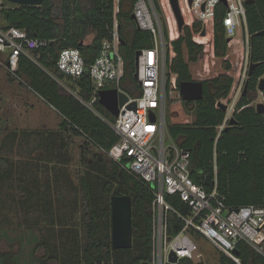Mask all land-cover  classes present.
I'll return each instance as SVG.
<instances>
[{
	"label": "trees",
	"instance_id": "trees-1",
	"mask_svg": "<svg viewBox=\"0 0 264 264\" xmlns=\"http://www.w3.org/2000/svg\"><path fill=\"white\" fill-rule=\"evenodd\" d=\"M137 1L44 0L40 5L10 2L11 5H5L0 10L4 22L0 27L3 29L15 26L26 30L30 36L53 40L34 51L37 62L25 54L20 55L17 74L24 80L20 83L31 88L60 113L63 118L61 126L65 131L84 137L97 149L91 159L81 156L84 170L77 184L70 179L66 181L71 185L65 195H54L49 177L39 188L35 219L36 222H45L47 233L43 238L36 237V264H151L155 198L151 186L99 149L111 148L118 141V134L106 120L65 90L48 73L49 70L54 71L73 88L78 87L85 99L91 98L93 86L89 72L86 71L79 80H72L57 70L58 55L63 48L75 47L87 63L94 62L104 40L111 38L114 21L118 19L120 52L125 61L122 85L136 95L139 91L134 77L136 51L154 44L152 32L140 28L133 17ZM152 2L168 39L169 28L161 0ZM245 5L251 41L250 59L256 66L248 78V90L242 94L233 113L237 123L224 129L217 139L216 126L225 117V111L217 103L229 96L234 83V78L226 72L203 80L204 96L201 100L186 101V107L192 109L191 123H171L168 115L166 121L170 138L192 152L190 169L194 182L211 191L217 179L218 192L231 206L264 204V112H257L254 104L259 96V80L264 76V0H249ZM226 10L222 2L216 6L213 34L215 56L223 61L227 71L232 65L225 59L229 49V36L224 25ZM203 29V22L196 20L192 27L185 25L179 37L171 41L175 55H168L167 64L169 70L177 74L178 83L193 79L192 66L200 60L204 51V46L193 40V32ZM262 31L263 34H260ZM90 33L94 37L87 43L85 39ZM97 106L108 120L115 121L116 117L105 107L100 103ZM49 136L48 141L40 142L44 147L42 157L50 161L54 158L61 160V156L67 154L65 145L57 142L56 134ZM215 150L217 170L213 164ZM9 172V161L2 159L1 180L6 179L5 175ZM116 194L132 197L131 248L112 249L111 197ZM166 199L174 208L187 211L177 195L166 194ZM76 212L80 213V222L74 218ZM168 215V233L174 236L183 227V221L173 211H169ZM237 248L242 264H264V257L248 243L242 241ZM0 264L20 263L11 253L2 252ZM169 264L204 263L184 257ZM219 264L236 263L220 253Z\"/></svg>",
	"mask_w": 264,
	"mask_h": 264
},
{
	"label": "built area",
	"instance_id": "built-area-1",
	"mask_svg": "<svg viewBox=\"0 0 264 264\" xmlns=\"http://www.w3.org/2000/svg\"><path fill=\"white\" fill-rule=\"evenodd\" d=\"M220 2L224 3L222 0H179L185 24L192 27L196 20L203 22L204 29L201 32H193V40L204 46L201 58L209 51L215 56L212 34L215 9ZM167 3L172 11L170 0H167ZM224 4L227 7L224 25L230 38L228 47H236L238 53L241 44L243 52L241 57L237 56L235 62L231 60L229 53L225 56L232 65L225 72L234 78V83L229 96L220 100L227 104V109L223 121L216 126L217 139L230 124L236 104L243 94L251 64L246 2L226 0ZM187 10L189 20H186ZM133 15L140 28L152 32L154 41L153 46L141 49L138 57L136 68L138 77L135 79L139 91L136 95H132L122 85L125 61L120 52L121 35L118 19L114 21L111 38L104 40L101 52L94 62L87 63L80 50L75 47L63 48L58 55L57 70L72 80H79L86 71L89 72L93 86L91 98L85 99L78 87L73 88L54 71L49 70L48 73L65 90L106 120L118 134L119 139L111 148L99 149L151 186L155 196L151 264L172 263L170 262L172 252L178 257V261L184 257L201 261L204 253L199 241L202 239L209 241L220 253L225 254L236 264H242L239 254L236 253L238 243L242 241L264 257V204L227 205L225 197L218 192L217 179L211 191L196 184L191 177V150L181 147L168 134L166 121L170 104L183 100L177 74L171 72L167 64L168 55L172 57L174 52L171 41L180 35L175 16L173 18L177 35L170 24L168 40L152 0H138ZM239 26L243 31L242 39L234 36ZM204 30L206 32L203 35ZM52 41L30 36L26 30L15 26L7 29L0 27V65L13 77L24 82L17 74L20 55L25 54L37 62L38 58L34 51ZM208 78L211 77H193V80L203 81ZM113 88L125 92L128 100L120 107L115 121L111 122L100 111L97 103H100L101 90ZM261 92L263 94V91ZM134 101L136 106L130 107ZM191 122L192 119L187 118L184 123ZM216 155L215 150L213 163L215 170ZM166 194L177 195L188 208L187 211L174 208L167 201ZM169 211L176 213L183 221V227L174 236L168 233Z\"/></svg>",
	"mask_w": 264,
	"mask_h": 264
},
{
	"label": "rangeland",
	"instance_id": "rangeland-1",
	"mask_svg": "<svg viewBox=\"0 0 264 264\" xmlns=\"http://www.w3.org/2000/svg\"><path fill=\"white\" fill-rule=\"evenodd\" d=\"M10 2L0 0V10L5 5H11ZM161 4L168 28L171 24L177 35L173 11L170 10L167 0H161ZM189 18L188 12L186 20ZM3 23L0 16V24ZM209 30L211 31V25ZM182 31L179 30L180 34ZM93 35L90 33L85 42H90ZM212 35L214 38V34ZM234 36L243 38L242 27H237ZM239 48L241 50L238 53L234 46L228 49L233 62L237 56L241 57V44ZM174 55L175 52H172V56ZM225 71L223 61L211 55L210 51L192 66L194 78L214 77ZM10 75L0 65V161L7 159L10 169L9 174L5 175L6 179L0 178V253H11L20 264H36V237L43 238L47 233L45 222H36L35 219L39 202L36 195L39 188L43 187L45 178L49 177L54 195H65L71 185L66 181L69 182L70 179L77 184L84 170L81 156L86 155L91 159L97 149L87 143L84 137L65 131L61 126L63 118L60 113L31 88ZM259 102H263L261 91L255 105ZM186 103V100H177L176 103L170 104L169 122L183 123L187 118L193 119L192 109L186 107ZM52 133L56 134L57 142L65 145L67 154L61 156V160L54 158L50 161L45 156L42 157L44 147H41L40 142L48 141ZM74 218L80 222V213L76 212ZM199 244L204 253L201 261L204 264H219L220 252L205 239L200 240Z\"/></svg>",
	"mask_w": 264,
	"mask_h": 264
},
{
	"label": "water",
	"instance_id": "water-1",
	"mask_svg": "<svg viewBox=\"0 0 264 264\" xmlns=\"http://www.w3.org/2000/svg\"><path fill=\"white\" fill-rule=\"evenodd\" d=\"M13 3L18 4H36L40 5L44 0H8ZM192 1V0H190ZM226 3V0H222ZM249 0L245 1L246 3ZM170 5L174 16L176 18L178 28L180 31L183 30L185 25V19L182 14L179 0H170ZM204 8V6H203ZM134 17V15H133ZM205 30L202 34H205ZM263 34V31L260 32ZM230 40V38L228 39ZM141 54V50H137L135 54V64L136 68L138 66V57ZM256 63L251 61L248 78L252 75ZM134 77H138V72L136 71ZM179 87L182 94V99L186 101H197L201 100L204 96V84L202 80H187L181 81ZM248 90V79L244 86L243 94ZM258 90H264V76L259 80ZM100 104L105 107L111 114L118 116L120 107L128 100V95L125 92L118 91V89H103L100 91ZM130 107H135L136 102H132ZM218 106L226 111L227 104L224 102H218ZM257 112H264V102H259L256 104ZM237 123V120L232 116L230 119V124L225 128L234 125ZM111 240H112V249H122V248H131L133 246V217H132V197L128 194H119L113 195L111 197ZM236 253L239 254L237 248ZM178 257L174 252L170 255V262L176 263ZM149 264V263H147Z\"/></svg>",
	"mask_w": 264,
	"mask_h": 264
},
{
	"label": "crops",
	"instance_id": "crops-1",
	"mask_svg": "<svg viewBox=\"0 0 264 264\" xmlns=\"http://www.w3.org/2000/svg\"><path fill=\"white\" fill-rule=\"evenodd\" d=\"M93 37H94V35H93ZM93 37H92V39H93ZM92 39H91V41H92ZM91 41H90V42H91ZM87 43H88V42H87ZM254 104H255V103H254Z\"/></svg>",
	"mask_w": 264,
	"mask_h": 264
}]
</instances>
